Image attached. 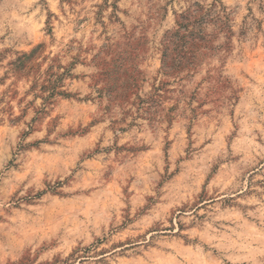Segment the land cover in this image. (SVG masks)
<instances>
[{"label":"rangeland","instance_id":"obj_1","mask_svg":"<svg viewBox=\"0 0 264 264\" xmlns=\"http://www.w3.org/2000/svg\"><path fill=\"white\" fill-rule=\"evenodd\" d=\"M0 264H264V0H0Z\"/></svg>","mask_w":264,"mask_h":264},{"label":"trees","instance_id":"obj_2","mask_svg":"<svg viewBox=\"0 0 264 264\" xmlns=\"http://www.w3.org/2000/svg\"><path fill=\"white\" fill-rule=\"evenodd\" d=\"M179 33L176 34V37ZM182 44H183V36H178V38L174 39V45L176 48L182 49Z\"/></svg>","mask_w":264,"mask_h":264}]
</instances>
